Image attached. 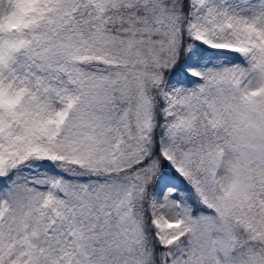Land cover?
<instances>
[{
	"label": "snow or ice",
	"instance_id": "snow-or-ice-1",
	"mask_svg": "<svg viewBox=\"0 0 264 264\" xmlns=\"http://www.w3.org/2000/svg\"><path fill=\"white\" fill-rule=\"evenodd\" d=\"M0 264H264V0H0Z\"/></svg>",
	"mask_w": 264,
	"mask_h": 264
}]
</instances>
